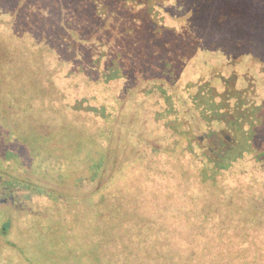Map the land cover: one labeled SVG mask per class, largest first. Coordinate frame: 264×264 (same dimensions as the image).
Returning a JSON list of instances; mask_svg holds the SVG:
<instances>
[{"label": "rangeland", "instance_id": "obj_1", "mask_svg": "<svg viewBox=\"0 0 264 264\" xmlns=\"http://www.w3.org/2000/svg\"><path fill=\"white\" fill-rule=\"evenodd\" d=\"M21 1L0 0V16L4 21L3 28L7 30L6 34L13 36L17 43H25L30 39V33L35 32L38 34L37 39L45 42L40 44L41 47L37 49L39 52L60 43L62 62H65L63 73L69 80L74 81L72 85L74 89L67 88L57 93L60 100L55 99L48 103L34 102L30 98L33 107H36L33 111L39 113L41 122L51 125L47 137L56 141L58 151L67 150L73 144L72 151L75 155L74 148L81 152L82 148L94 147L92 144L100 137L97 133L99 124L93 116L87 120V115L82 116L83 113L80 112V116L72 119L69 125L61 130L62 122L66 121L64 114L66 112L71 116L79 103L87 109L100 107L98 99L103 89L97 85H102L103 80L111 79L117 91L122 90V86L125 88L128 84H120L122 81L117 76L121 73L124 78H129L128 64L142 71L150 65L159 67L162 77L165 76L167 88L174 91L183 88L187 92L188 84L179 78L188 73L187 70L193 71L194 77L192 76L191 81L194 84V91L206 88L207 85L200 79L204 78L203 81L206 83L213 72L212 76L216 78L211 82H217L221 77L230 75L233 69H237L242 76L246 75V79L241 76L239 83L238 80L236 84L232 82L229 86L237 92L227 97L222 93L224 87L222 84L213 83L208 86L209 92L216 94L217 98L214 104L211 103L213 108L209 117L211 118L214 107L222 110L223 120L229 123L224 127L230 131L231 150L227 152L226 157L210 153L205 150L207 145L205 140L197 156L198 163L201 162L200 168L181 183L177 180L178 176H175L173 155L168 154L171 158L167 159H165L167 155H159L160 152L146 156L150 153L148 146L154 148L172 145L168 140L170 122H165L167 118L156 117L158 113H155V109L159 110V107L152 102L157 97L139 93L138 86L126 89L125 93L120 92L122 96L120 110L123 106L126 108V115L121 119L125 124V130L121 131L130 144L128 149L126 148L129 151L122 152L123 157L120 158L124 166L119 163L121 166L118 168H115V165L108 167L103 165L98 168V163L94 164L102 175L105 173L106 178H109H107L109 184H113L117 176L113 189L125 181L124 184L126 188H130V193L124 196L130 202L125 204L122 196L114 197L116 194L114 190L107 197L110 204L105 207V204L99 202L90 215L80 212L76 206L69 207L65 200L53 202L32 192L33 199H29L28 202L34 206L33 212L28 207L22 209L11 204L12 202L8 206L0 203V264H7L9 255L12 256L10 260L13 264H58L60 256L54 251H58L64 257L67 256L65 262L60 258L61 264H86L84 260L86 256L83 253L92 248V241H96L104 231L109 236L103 234L100 239L112 238L116 243L111 247L109 243L105 246L99 245L101 246H98L99 254L108 252L111 256L108 255L106 259L116 258L114 264H117L119 254L131 246L123 240L119 241L122 234L120 232L125 229L124 225L132 227L136 211H131L130 214L133 215L131 221H126L124 214V217H119V223L116 224L115 216H119L120 211L116 213L114 204H119L126 210L141 207L138 190L132 189L133 183L127 185L129 179L143 185L135 184L136 187H140V191L144 189L149 191L150 196H145L144 201L147 198H150V201L163 198L160 196L166 194L170 197L168 203H173L166 204L164 201L162 202L164 205L159 204L153 208L149 202L146 204L147 210L138 209L145 217L143 222L134 226L138 232L142 231L146 220L147 225H151L152 220H159L166 226L169 220L175 218L178 220L181 216L184 219L187 216L184 214L189 211L183 209L180 204L184 198L174 201L172 190L175 181L171 176H175L177 180V196L179 194V197H182L181 193L186 194V197L199 205L193 213L202 214L201 218L192 217L194 227L183 220L179 227L177 225L178 229L190 231L193 227L190 234L195 230L196 233L204 230L211 247L214 235L219 232H229L235 240L238 239L239 233H246L248 234L246 241L235 247V251L240 254L238 264H264V206L256 208L258 203L264 205V109H261L264 108V102L262 100L258 102L255 98L256 92L250 83L254 81L258 93L264 92V25L260 24L257 18L249 17L251 23L245 14H242L241 7L236 4L228 6V3L227 5L225 3L222 8L218 2L212 3L211 0H182L180 3H177V0H165L164 3L152 4H141L144 0H136V6L132 4V0H47L41 6L33 5L29 10H25L24 16L19 13L22 9ZM195 8L204 10L202 15L205 24L200 25L203 22L198 21L199 26L188 18L190 11ZM218 12L222 13V20L214 23ZM85 17L88 18L83 21ZM43 25L44 30H41ZM239 58L243 60L237 61ZM182 67L187 68L186 71L182 72ZM32 91L34 90L29 88L25 90L26 93ZM216 91H219L220 96ZM253 105L259 108H256L254 117L248 120V116L245 118V115H249ZM162 111L166 115H171L169 107L165 106ZM195 114L196 111L194 116ZM173 122L178 123L177 120ZM209 123L213 126L210 127ZM209 123L195 126L193 122V129L201 136L209 132L207 126L213 130L215 127L219 128L217 124H221L217 119ZM0 127H3L2 131L8 130L4 125ZM121 131L117 132L119 134L115 139L125 137ZM109 138L114 136L110 135ZM13 143L14 141H11L9 144L12 146ZM254 154H259L260 157L255 158ZM51 162L46 163L44 157V163L38 166L43 176H47L46 179L38 173L25 176H31L38 183L49 181L50 175L46 173L57 171L59 168ZM5 167L13 173L19 172L14 163ZM123 167L124 172L121 171ZM178 167L184 169L181 165ZM188 167L190 169V166ZM192 169H195V166ZM215 174L220 175L219 178H215ZM200 181L203 184L196 187ZM60 191L64 189L60 188ZM213 197H218L217 201ZM20 203L23 204V200ZM217 205L221 212H215ZM88 207L89 204L84 203L80 209ZM257 209H260L258 215L249 216L248 223L245 224L247 213ZM101 212L104 216H101ZM53 217L60 221L53 229L59 230L50 232ZM88 218H93L91 229L86 227ZM219 223H223L224 228L219 229L217 227ZM156 228L155 232L162 234L161 225H156ZM187 247L191 249L192 245L189 244ZM117 248V252L111 253V250ZM91 250L93 255L97 254L94 249ZM177 251V257H180L182 262H193L187 259L189 252L186 249ZM181 253L184 256H181ZM228 256V252L220 254L214 258V262L224 264L229 259ZM96 257L92 264H97L98 255ZM26 259L30 262L25 261ZM210 262L214 264L212 259ZM146 264L152 262L148 260Z\"/></svg>", "mask_w": 264, "mask_h": 264}, {"label": "trees", "instance_id": "obj_2", "mask_svg": "<svg viewBox=\"0 0 264 264\" xmlns=\"http://www.w3.org/2000/svg\"><path fill=\"white\" fill-rule=\"evenodd\" d=\"M46 1L47 0H22V9L19 13L24 16L25 10H29L33 7V5L41 6L42 3H45ZM152 2L164 3L165 0H144L141 1V4H152ZM180 2H182V0H177V3ZM211 2H218L219 7L222 6V8L225 3L226 5L228 3V6L236 4V6L241 7L240 9L243 11L242 14H245L249 20V17H252L253 19L257 18L259 23L264 25V0H211ZM136 3V0H132V4L134 6H136ZM69 9H71V7ZM196 9L197 8L190 11L188 18L196 24H198V21L203 22L200 25L205 24L204 17L202 15L204 10ZM217 14L218 16L214 19V23H219L222 20V13L218 12ZM181 15L184 16L183 14ZM87 18L88 17L83 18V21H86L85 19ZM113 21L114 19L112 22ZM3 24L4 21L0 16V125H4L8 129L7 131H2L1 129L3 127H0V203H3L4 206H8V204L12 202L11 204L20 206L22 209L28 207V209L33 212L32 209L34 206L28 202L29 199H33V195L31 196L32 192L37 196H45L47 199H50L49 201L53 202L65 200L69 203V207L76 206L80 212H86L87 215H90L93 214L94 207L99 202L105 204V207L110 204L107 202V197L109 193L114 190H116L114 191L116 193L114 197H118V195L122 196L123 202L126 201L125 204H128L130 201H128V198L124 195H128L130 193V188H126L127 186L124 184L125 181L118 185L116 189H113L117 176H115L114 183L109 184V178H106L105 173L102 175L101 171L97 170V166L98 168L103 165H106V167L115 165V168H118L121 165L124 166L123 162L121 164L120 158L123 157L122 152L127 153V151H129L126 150V148L128 149L130 144H128V140L126 141V135L123 131H121V129L125 130V124L121 122V119L126 115V108L123 106L120 110L122 103L120 98L122 97L121 93H125L126 89L135 86L139 87V93H142L143 95L145 94V96L151 94L152 96L157 97V99L152 102L154 105L159 107V110L155 109V113H158L156 117L161 116L167 118L165 119V122H170L168 128L170 131L168 140L172 143V145H161V147L154 146V148L148 146L150 153L146 156H149L154 152H160L158 154L163 156L167 155L165 157V159H167L171 158L168 154L173 155L174 162H172V164L176 169L174 170L176 172L175 176H178L177 180H179L180 183L185 182L186 177L190 178L191 175H193V172L200 168L201 162L198 163L197 156L201 151L202 142L205 140L207 141L205 150L210 153H215L216 155L222 154V157H226L227 152H230V131L227 127H224L229 123L223 120L222 110H217V108L214 107L212 113L213 117H209L213 108L211 103L214 104L215 99L217 98L215 96L216 94H211L209 92L208 86L213 83L222 84L221 86H224L222 93L226 97L232 96L237 91L229 85L232 82L236 84L237 80L239 83L240 77L242 76L238 73L237 69H233L230 75L221 77V79L217 82H211L214 80L213 78H216L212 76L214 72L211 76L209 75V80L206 83L203 81L204 78L203 80L200 79L203 84L207 85V87L198 91L193 90L194 84H192L191 81L193 71L190 72L187 70L188 73L179 77L189 86V88L186 89L187 92H185V89L183 88L176 91L167 88V83L164 79L165 76L162 77V73L159 72V67L155 68L154 65H150V67L142 71L141 69H135L130 64H128V73L127 70L125 72L129 75V78H124L121 73L117 76V78L120 77L119 80L122 81L120 84H128L125 88L122 86V90L117 91L111 83V79L107 81L103 80V86L97 85V87L103 89L101 97L98 99L100 101V107L87 109V107L83 108L79 103L78 107L73 109V112L70 111L72 112L71 116H69L66 112L64 114L66 121L62 122L63 124L61 125V130L65 129L69 125V122L75 117L80 116V112H82V116H85V114L87 115V120L93 116L96 123L99 124L97 133H99L98 135L100 138L104 137V139H96L92 144L94 147L88 146L87 149L81 147L83 149L81 152L78 151V148H74L75 155L72 151L73 144H71L67 150L62 149V152L58 151L56 141L47 137L49 135V127L51 125L41 122L39 113L35 110L33 111L36 107H33L31 99H33L34 102L46 101L49 103V101H55V99L60 100L57 93L63 92L62 90L67 88L74 89L72 86L74 81L65 77L62 70L65 68V62H62L61 45L60 43H55L53 47H49L43 52H39L37 49L41 47V43L43 44L45 42L37 39L38 34L31 32L29 36L30 39H28L27 42L17 43L13 36L6 34L7 30L3 28ZM41 30H44V25ZM241 60H243V58L237 59V61ZM235 68H237V66ZM186 69L187 68L182 67V72L186 71ZM242 77L246 79V75H243ZM129 80L130 82H128ZM252 80L254 79L252 78ZM250 83L252 84L251 87H254L256 92L255 98L258 102L261 100L264 102V92L261 94L258 93L255 89L254 81H251ZM28 88L34 91L26 93L25 90ZM216 92L219 94V91ZM223 94L222 96H224ZM96 102L97 101L95 100V103ZM165 106L169 107L171 115L164 114L162 109ZM256 108L259 107L253 105L249 115H245V118L247 116L248 120L253 118ZM261 109L264 108L261 107ZM194 111H196L195 116ZM190 118H193V120L191 121ZM214 119H217V121L221 124H217L219 128L215 127L211 130L210 127L213 125H211L209 121ZM173 120H177L178 123L173 122ZM193 122L195 123V126H201L203 125L202 123H209L210 127L207 126L209 132L201 134V136L198 135V133L193 129ZM120 124L121 128H119ZM119 131H121L125 137L117 140L115 137L118 136L117 134L119 133L117 132ZM110 135L114 136V138L110 139ZM13 138L15 139L12 140ZM76 140L78 141V139ZM11 141H14L12 146L9 144ZM188 143H191V145ZM87 153L91 155L89 156ZM44 157L46 158V163L52 161V164L59 167L57 168V171H49L46 173V175H50L48 178L49 181L38 183L36 179H33L31 176H25L26 174L38 173L46 179L47 176H43V173L38 169V166L44 163ZM254 157L258 158L260 155L254 154ZM140 160L141 158L138 161ZM220 160L223 159L220 158ZM10 163H14L16 169H19L18 173H13L5 167V165ZM94 163H98L97 166ZM119 163L121 165H119ZM178 165L183 166L184 169L178 167ZM188 166H190V169ZM193 166H195V169H192ZM121 171L124 172V167ZM118 172H120V170ZM175 176H171V179L175 181L173 185L174 190H172L174 195L172 196L174 197V201H179L181 198H184L180 201V204L183 209L189 211L184 214L187 216L184 219H182L183 217L181 216L178 220L176 218L175 220H169L167 221L166 226H164L159 220H152L151 225H147L148 220H146V223L140 232L134 229V226L143 222L145 217L138 209H141V211L147 210L149 202H151V207L154 206L153 208L157 207L159 204L164 205L165 203H162L164 201L166 204L173 205V203H168L170 197L166 196V194L160 196L163 198H156L151 201L150 198H147L146 201H144L145 196H150L149 191L146 189H144V191H140V187H136V185H143L138 181L129 179L127 185L129 183H133L134 187L132 189L138 190L137 193H139L140 196L139 199L141 201V207L129 208V206H125L126 208H129L126 210L123 206L114 204L116 213L120 211L119 216H115L116 224L119 223V217H124V214H126L125 220L131 221L133 215L130 213L131 211H136V215L134 216L136 218L133 219L132 227L124 225L125 229L120 232L122 234L119 237V241L123 240L126 244L131 246L125 248L119 254L117 257V264H146L148 260H150L152 264H212L210 262L211 259L214 264H219L218 262H214V258L220 256V254L223 255L225 252H228L229 259L224 264H238V257L240 254L235 251V247L237 244L245 242V238L248 237V234L239 233L237 236L238 239L235 240L234 236L229 232H219L214 235L212 239L213 247L209 245L208 239L206 238V232L204 230L201 229V231L199 230L197 233L195 230L193 234H190V232L194 229L192 217L201 218L202 214L201 212L196 214L193 213L199 205L194 203L191 198L186 197V194L181 193L182 197H179V194L177 196L178 192L176 187L178 185L176 186L177 180ZM219 176L220 175H214L215 178H219ZM85 184H87V186H85ZM202 184L203 182L200 181L196 184V187L201 186ZM60 188L64 189V191H60ZM213 198L216 200L218 197ZM22 200L23 204L20 203ZM90 200H93V202H89ZM123 202L120 203L123 204ZM84 203L89 204V207L84 210L80 209L81 205ZM230 205H232L231 202ZM262 206L264 205L258 203L256 208H260ZM208 207H210V205H208ZM215 212H221L219 205H217ZM259 212L260 209L248 212L247 219H245L244 223H248L247 220H249V216L254 217L258 215ZM100 214L101 216H104L103 212ZM52 219V228H50V232L59 230L58 228H55L54 230L53 227L60 221H57L54 217ZM183 220H186V223L193 226L190 231L188 229L183 230L177 228V225L179 227ZM84 221L86 220L84 219ZM92 221L93 218H88L86 221V227L89 229L93 227L91 223ZM159 224L163 230L162 234L155 232L157 229L156 225L158 226ZM217 227L221 229L224 228V225L223 223H219ZM228 227H230V225ZM104 232L100 233V236L96 241H92V248H89L83 253V255L86 256L84 258L86 264L94 263L97 258L96 255H98L97 264H114L116 258L110 260L106 259V257L108 255L111 256V254L108 252L103 253V255H101L102 253L99 254V245L105 246L109 243L111 247L114 243H116L115 240L112 241V238H109V240L106 238L100 239L103 234L105 236H109ZM88 240L89 243H91L90 237ZM59 241L61 240H57V242ZM177 244L179 246H176ZM189 244L192 245L191 249L193 251L188 249L187 246ZM175 247L177 248L174 250L171 249ZM91 249H94L97 254L93 255ZM177 249H186L189 252L186 256L187 259H191L193 262H182L180 257H177ZM117 251L118 248L114 249V251L111 250V253H115ZM54 252L60 256L58 258V264H61L62 260L64 262L66 261L67 256L64 257V255L58 251ZM73 254L68 253V255ZM181 256L184 255L181 253ZM8 258L11 259L12 256L9 255ZM60 258H62V260ZM10 259L6 262L7 264H13V261ZM25 261L30 262L28 259Z\"/></svg>", "mask_w": 264, "mask_h": 264}]
</instances>
